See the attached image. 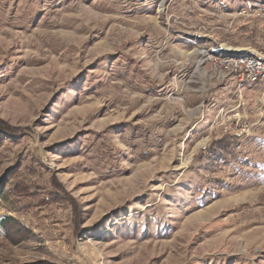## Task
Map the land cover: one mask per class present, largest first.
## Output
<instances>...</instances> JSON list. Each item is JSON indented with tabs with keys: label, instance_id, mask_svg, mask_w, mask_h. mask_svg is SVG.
Masks as SVG:
<instances>
[{
	"label": "rangeland",
	"instance_id": "374dc122",
	"mask_svg": "<svg viewBox=\"0 0 264 264\" xmlns=\"http://www.w3.org/2000/svg\"><path fill=\"white\" fill-rule=\"evenodd\" d=\"M259 4L0 0V264H264Z\"/></svg>",
	"mask_w": 264,
	"mask_h": 264
},
{
	"label": "bare ground",
	"instance_id": "6f19581e",
	"mask_svg": "<svg viewBox=\"0 0 264 264\" xmlns=\"http://www.w3.org/2000/svg\"><path fill=\"white\" fill-rule=\"evenodd\" d=\"M255 11L256 13H263L264 4H259ZM215 52L216 53L208 54V57L211 58L217 66H220L224 70V72L226 71V73H228L229 70L233 71L234 75L237 76L238 81L243 88L247 83H250L252 81L259 80L261 82H264V70H258V72H256L254 75L248 76V74H252V64L264 65V55H256L254 53L232 55L229 53L221 54V52Z\"/></svg>",
	"mask_w": 264,
	"mask_h": 264
},
{
	"label": "built area",
	"instance_id": "2783aa9c",
	"mask_svg": "<svg viewBox=\"0 0 264 264\" xmlns=\"http://www.w3.org/2000/svg\"><path fill=\"white\" fill-rule=\"evenodd\" d=\"M252 13L255 15V17L256 18H258V19H264V12L263 13H256V11H252ZM263 55H264V53H263ZM258 70H264V65H253L252 64V74H248V76L249 75H254L256 72H258ZM247 77V76H246ZM259 91H262V93H263V96H264V82H263V84L262 85H260L259 86ZM240 114H241V112H240ZM239 114V115H240ZM242 118H240V120H239V122L241 123V124H245L246 123V121L247 120H249V119H245V121L243 120L244 118H243V116H241ZM239 124V123H238ZM242 130H244V125H243V127H242Z\"/></svg>",
	"mask_w": 264,
	"mask_h": 264
},
{
	"label": "trees",
	"instance_id": "16d2710c",
	"mask_svg": "<svg viewBox=\"0 0 264 264\" xmlns=\"http://www.w3.org/2000/svg\"><path fill=\"white\" fill-rule=\"evenodd\" d=\"M2 224L5 226L6 225V222H2Z\"/></svg>",
	"mask_w": 264,
	"mask_h": 264
}]
</instances>
